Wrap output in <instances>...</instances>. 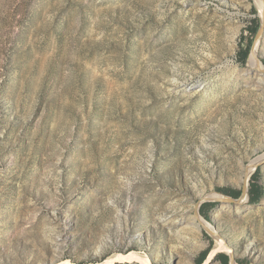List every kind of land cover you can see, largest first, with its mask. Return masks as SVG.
<instances>
[{"label":"rangeland","instance_id":"1","mask_svg":"<svg viewBox=\"0 0 264 264\" xmlns=\"http://www.w3.org/2000/svg\"><path fill=\"white\" fill-rule=\"evenodd\" d=\"M263 153L264 0H0V264H264Z\"/></svg>","mask_w":264,"mask_h":264},{"label":"trees","instance_id":"2","mask_svg":"<svg viewBox=\"0 0 264 264\" xmlns=\"http://www.w3.org/2000/svg\"><path fill=\"white\" fill-rule=\"evenodd\" d=\"M251 32V31H250ZM252 32L254 33V34H256V30H252ZM251 45L252 44H248L247 46H246V48L244 49V51H245V56H244V59H246L247 58V56H248V53H249V50H250V48H251ZM258 169L259 168H257L256 169V171H255V173H254V175L252 176V179H251V184H250V188H249V194H250V200L252 201L254 198H253V196L252 195H254L253 193L254 192H252V191H256V189H257V185H256V179H255V177H256V172L258 171ZM255 187V188H254ZM218 192H221V193H223V194H226V193H228L231 197L233 196L232 194H233V192H235V190H233V191H230L228 188H217L216 189ZM237 196H235V197H239L240 196V194H241V191H237ZM257 193H255V195H256ZM212 205V203H210V202H204V203H202V205H201V208H203V210L204 209H207L209 206H211ZM201 215L206 219V220H208L209 221V217H208V215L206 214V213H204L203 211H201ZM219 259H221V263L222 264H228V259H229V257H228V255H226V254H223V253H221V254H217L216 255Z\"/></svg>","mask_w":264,"mask_h":264},{"label":"bare ground","instance_id":"3","mask_svg":"<svg viewBox=\"0 0 264 264\" xmlns=\"http://www.w3.org/2000/svg\"><path fill=\"white\" fill-rule=\"evenodd\" d=\"M258 53V52H257ZM249 67H250V69H258L257 67H260L261 68V66H260V64H259V62H258V59H257V55H256V51L254 50L253 51V53H251V59H250V64H249ZM264 154V153H263ZM262 155V154H261ZM263 157V158H262ZM262 157H260V158H258L257 159V161L256 162H254L253 164H251L250 166H249V170L251 171V169H253V167L255 166V163H257L258 161H260V160H263L264 159V156H262ZM249 171V172H250ZM248 172V173H249ZM250 175V174H249ZM245 176H247V175H245ZM245 179V178H244ZM244 184H245V186H247V179L245 180V182H244ZM214 196V195H213ZM211 199H215V198H211ZM247 201V195L245 194V196L242 198V202H246ZM207 229V228H206ZM209 230V229H208ZM223 249H225V247L220 243V242H218L216 245H215V247L213 248V250L211 251V253H210V255H209V259L211 258V256L215 253V252H217V251H220V250H223ZM118 258H121V256H117ZM117 257H112V258H109V259H107L106 261H104V262H102L101 264H112V262L117 258ZM123 257H127V258H134V259H137L138 257H137V255L135 254V253H131V254H129V255H126V256H123ZM145 258V257H144ZM208 259V260H209ZM207 263V262H206Z\"/></svg>","mask_w":264,"mask_h":264},{"label":"water","instance_id":"4","mask_svg":"<svg viewBox=\"0 0 264 264\" xmlns=\"http://www.w3.org/2000/svg\"><path fill=\"white\" fill-rule=\"evenodd\" d=\"M261 34V29L258 30L256 36H255V40L257 38H259ZM254 48V44L252 45L251 49L253 50ZM264 163V159L263 160H260L258 161L257 163H255V166L254 168H256L257 166L259 165H262ZM248 193V189H247V186H245V184H243V187L241 188V194L238 198L234 199V198H231L229 196H225V195H222L220 198H215V199H211V198H203L201 202L203 201H207V200H218V201H239V200H242V198L245 196V194L247 195ZM200 202V204H201ZM200 204L198 206H196V209L199 208ZM197 214V213H196ZM210 234H213L212 231L206 229ZM229 262L230 264H234V259H233V256L232 255H229Z\"/></svg>","mask_w":264,"mask_h":264}]
</instances>
